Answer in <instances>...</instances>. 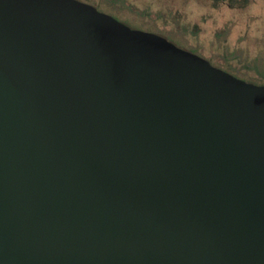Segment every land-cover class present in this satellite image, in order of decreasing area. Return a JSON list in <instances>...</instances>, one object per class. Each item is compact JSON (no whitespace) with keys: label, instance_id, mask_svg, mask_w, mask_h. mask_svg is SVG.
Returning a JSON list of instances; mask_svg holds the SVG:
<instances>
[{"label":"water","instance_id":"95a60500","mask_svg":"<svg viewBox=\"0 0 264 264\" xmlns=\"http://www.w3.org/2000/svg\"><path fill=\"white\" fill-rule=\"evenodd\" d=\"M0 264H264V87L77 0H0Z\"/></svg>","mask_w":264,"mask_h":264},{"label":"rangeland","instance_id":"374dc122","mask_svg":"<svg viewBox=\"0 0 264 264\" xmlns=\"http://www.w3.org/2000/svg\"><path fill=\"white\" fill-rule=\"evenodd\" d=\"M264 87V0H80Z\"/></svg>","mask_w":264,"mask_h":264},{"label":"flooded vegetation","instance_id":"af4514ba","mask_svg":"<svg viewBox=\"0 0 264 264\" xmlns=\"http://www.w3.org/2000/svg\"><path fill=\"white\" fill-rule=\"evenodd\" d=\"M77 1H79V2H81L80 0H77ZM81 3H83V2H81ZM84 4H86V3H84ZM87 5H89V4H87ZM91 6V5H90ZM93 7V6H92Z\"/></svg>","mask_w":264,"mask_h":264}]
</instances>
